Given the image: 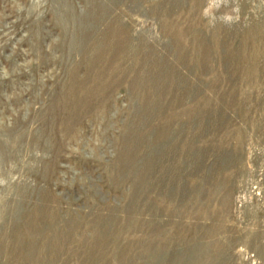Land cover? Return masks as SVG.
<instances>
[{
	"label": "rangeland",
	"instance_id": "374dc122",
	"mask_svg": "<svg viewBox=\"0 0 264 264\" xmlns=\"http://www.w3.org/2000/svg\"><path fill=\"white\" fill-rule=\"evenodd\" d=\"M0 264H264V0H0Z\"/></svg>",
	"mask_w": 264,
	"mask_h": 264
}]
</instances>
